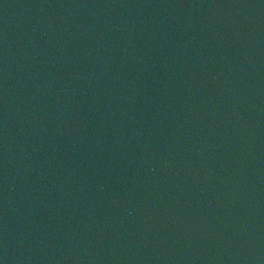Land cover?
I'll return each mask as SVG.
<instances>
[{
    "label": "water",
    "instance_id": "water-1",
    "mask_svg": "<svg viewBox=\"0 0 264 264\" xmlns=\"http://www.w3.org/2000/svg\"><path fill=\"white\" fill-rule=\"evenodd\" d=\"M0 264H264V0H0Z\"/></svg>",
    "mask_w": 264,
    "mask_h": 264
}]
</instances>
